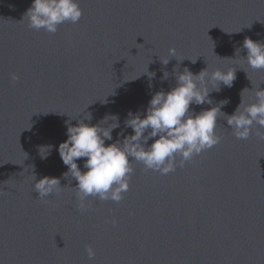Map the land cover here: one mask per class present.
I'll return each instance as SVG.
<instances>
[{"label": "water", "instance_id": "obj_1", "mask_svg": "<svg viewBox=\"0 0 264 264\" xmlns=\"http://www.w3.org/2000/svg\"><path fill=\"white\" fill-rule=\"evenodd\" d=\"M31 3L0 0V264H264V140L255 130L237 139L221 116L217 145L166 175L133 161L123 199L89 197L85 211L57 150L66 122L85 112L91 124L118 115L105 144L115 142L130 111L143 116L154 93L175 87L177 66L236 69L232 87L210 93L212 105H191L199 113L228 99L221 111L233 114L243 89L264 88V70L242 58L245 37L264 43V0H78L79 22L54 34L28 27ZM243 98L255 100L250 91ZM42 145L53 146L46 159ZM33 173L64 188L44 203Z\"/></svg>", "mask_w": 264, "mask_h": 264}, {"label": "clouds", "instance_id": "obj_2", "mask_svg": "<svg viewBox=\"0 0 264 264\" xmlns=\"http://www.w3.org/2000/svg\"><path fill=\"white\" fill-rule=\"evenodd\" d=\"M82 14L78 0H32L23 20H27L29 28L54 34L58 26L65 22L78 23ZM242 48L246 50V56L242 58L247 65L254 70H264V43L245 37ZM240 52L241 48L235 49V59L241 57ZM169 56L176 58L174 48L169 49ZM170 59L161 62L167 65ZM191 62L195 63L196 60ZM174 72L175 87L167 92L161 90L154 93L143 116L140 112L133 114L130 111L124 121V128L117 133L118 138L113 143L106 145L105 141H112L113 130L120 128L119 116L116 114H106L99 122L91 124L85 121L90 122L92 114L85 112L83 119L78 120L76 125L66 122L67 139L59 144L57 150L68 169L63 173L64 178L71 176L77 181L76 186L70 188L75 190L79 211L88 209L86 201L89 197L119 203L123 193L130 187L129 182L135 172L133 161L142 164L145 170L166 175L217 145L222 139L216 134L217 120L221 116L225 117L232 135L237 139H248L255 130L256 136L264 140V132L260 131L264 129V88L257 85L255 90L243 89L240 93L241 102L231 115L221 111L230 102L228 99L196 113L191 105H212L210 93L219 92L221 83L232 87L236 69L209 71L207 65L194 74L187 67L179 72L177 66ZM146 73L150 79L155 75ZM246 75L250 80L247 72ZM168 76L169 73L164 72L162 79L167 80ZM11 80L16 82L19 77L12 73ZM246 91L253 93L254 102L244 101ZM106 102L104 100L102 103ZM109 120L112 123H108ZM127 128L132 129V134L125 135L124 129ZM149 140H152L151 144ZM52 147L38 146L41 159L50 155ZM81 158H84L83 168L86 171H81L78 166L77 160ZM32 178L34 191L44 203L48 202L46 197L58 194L64 188L56 177L44 176L37 180L33 173ZM112 223L115 225L116 221ZM85 249L89 260H93L96 256L93 247L86 245Z\"/></svg>", "mask_w": 264, "mask_h": 264}]
</instances>
